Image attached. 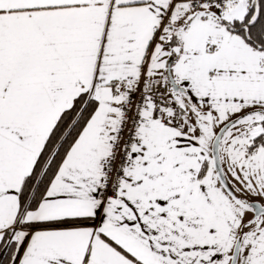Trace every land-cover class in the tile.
<instances>
[{
  "label": "snow or ice",
  "instance_id": "snow-or-ice-1",
  "mask_svg": "<svg viewBox=\"0 0 264 264\" xmlns=\"http://www.w3.org/2000/svg\"><path fill=\"white\" fill-rule=\"evenodd\" d=\"M0 264H264V0H0Z\"/></svg>",
  "mask_w": 264,
  "mask_h": 264
}]
</instances>
